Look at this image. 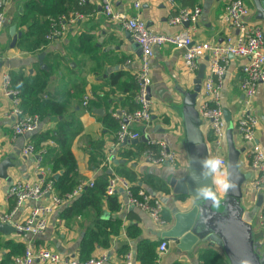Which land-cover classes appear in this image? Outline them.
<instances>
[{"label":"crops","instance_id":"obj_1","mask_svg":"<svg viewBox=\"0 0 264 264\" xmlns=\"http://www.w3.org/2000/svg\"><path fill=\"white\" fill-rule=\"evenodd\" d=\"M134 1H139L138 7L134 6ZM227 1L175 0V3L170 4L168 0H112V7L115 11L128 15H139L152 32L174 33L187 23L171 24L168 22L169 16L182 6L198 5L201 11L193 31V39L221 43L227 37L235 38L239 32L238 28L222 21L221 14ZM245 1L250 8L246 21L259 23L264 29V21L258 17L250 0ZM43 3L44 0L7 2V24L0 31V53L4 61L2 65L14 73L23 74L31 85L39 87L37 95L40 98L62 101L65 113L63 116H40L39 125L34 131L15 135L12 131V118L4 114L10 105V98L0 91V159L9 157L14 164L8 169L11 179L7 181L0 178V217L10 215V219L6 221L0 219V264H8L15 255L23 251L27 243L35 248H48L69 256H104L105 260L101 264H123L122 256L127 250L132 251L136 264H142L136 255L139 249L146 252V259L155 255L156 264H203L199 256L201 249L212 248L218 254L221 264H230L221 245L204 241L199 243L191 239L179 243L175 239L178 226L176 216L186 215L191 210L195 190L202 185L216 189L211 179L202 176L203 170H191L187 146L183 145L185 126L180 107L182 97L175 87L191 89L197 72L184 67V48L172 45L153 47L150 59V120L133 125L139 131L137 141L127 139L115 144V134L121 126L122 113L136 107L135 74L139 64V47L133 46L132 42L135 41L127 29L105 15L100 0H85L79 9L74 8V0H65L57 7V14L48 16V19L60 15L68 17L74 10H79L83 16L74 22H66L65 32L61 37L33 51H27L19 46L21 38L28 37L24 35L17 37L14 46L10 47L12 33L21 31L23 35L27 30V27L17 24L18 16L23 12L28 13L35 20L36 27L44 19L39 10L43 8ZM246 61V57L229 55L220 87V102L223 110L228 111L233 124L234 143L236 147L243 148L239 155V169L249 173L242 185L245 193L243 208L251 207L258 199L260 205L264 200L263 192L251 187L255 170L250 166L248 151L252 142L245 141L235 126L244 110L240 79L241 68ZM200 65H204V77L207 55L199 58L198 66ZM85 96L89 99L87 106L82 104ZM201 99L200 86L196 109ZM246 112L258 119L254 131L255 140L264 144V80L258 82L252 103L246 108ZM200 118L209 155L227 159L226 139L224 138L221 147H217L208 122L203 117ZM65 122L69 123L66 135L69 138V149L75 158L79 182L94 181L102 173L107 175V179L112 174L121 175L129 181L130 186L137 188L136 191H145L163 203L167 219L165 225L158 226L146 211L128 206L126 194L119 187L114 193L119 209L110 211L104 208L105 218H117L121 221L119 230L110 236L107 246L95 244L89 253L81 251V241L86 230L93 224L94 213L90 206L82 205L83 199L74 202L81 197L83 190L53 208L47 228L40 235L32 236L15 227L14 223L22 221L36 201L28 199L14 208V200L8 194L10 183L16 179L37 181L41 178L42 169H47L48 172L44 171V174L49 177L56 176L49 166L37 167L35 155L21 153V146L28 140L38 149L57 147L55 134L60 124ZM149 139L165 141L178 152V160L174 164L149 163L141 154ZM218 195L223 199V194ZM39 201L46 202L47 196ZM11 204L13 206L10 208ZM253 227L255 231L262 230L256 216ZM161 239L167 240L168 248L160 254L157 246ZM261 242L260 251H264V237ZM33 264L41 263L34 260Z\"/></svg>","mask_w":264,"mask_h":264},{"label":"built area","instance_id":"obj_2","mask_svg":"<svg viewBox=\"0 0 264 264\" xmlns=\"http://www.w3.org/2000/svg\"><path fill=\"white\" fill-rule=\"evenodd\" d=\"M9 0H0V31L6 21L5 6ZM82 5L85 0H75ZM170 4L175 0H168ZM102 10L110 19H113L127 29L131 38L138 44L139 64L135 74L137 90L135 93L136 107L129 112L122 113V123L115 134V144L127 139L139 137V131L133 128L135 123H146L151 117V100L149 86L151 83L150 59L155 45H172L184 48L182 54L183 64L189 71L198 69V61L203 55H207V70L202 78V99L197 105L198 113L209 124L213 141L217 147L223 145L225 138L226 121L223 115V107L220 102L221 79L225 73L229 55L243 56L247 58L241 68L240 88L243 93V112L236 121V130L245 141L252 144L248 151L250 166L255 170V176L251 181V187L260 190L264 195V144L255 140L254 131L258 119L246 112V108L252 103L259 81L264 80V29L261 24L247 22L246 16L250 8L245 0H228L221 14L222 21L229 26L238 28L235 38L227 37L224 42L210 43L195 41L193 31L196 27L201 8L198 5L182 6L177 12L169 16L171 24L187 23L184 28L174 33H157L149 30L139 15H128L115 11L112 0H100ZM134 6H139V1H134ZM83 16L79 10L72 11L71 15L54 16L48 19L49 27L44 37L52 41L61 37L66 28V22L71 23ZM0 91L10 98V105L4 114L12 118V131L15 135L26 134L34 131L40 122L38 113L24 111L21 107V94L17 87L11 85L10 69L4 65L0 67ZM88 97L83 98V106H87ZM146 147L141 151L142 156L154 165L174 164L178 158V152L169 147L163 140L149 139ZM23 154L35 155L37 167H42L41 162L45 154V148H36L34 143L25 141L20 149ZM225 161V157H222ZM47 169H42L41 178L37 181L16 179L8 187V194L14 200V208L19 207L24 201L30 199L36 201L26 217L14 225L17 229L29 233L32 236L40 235L47 228L49 215L53 208L81 192L85 185H93L89 182H79L70 192L59 195L54 189L53 178L44 174ZM126 194V204L146 211L151 219L158 225L167 223L164 214V205L156 197L145 191L133 192L129 181L118 174L108 177L105 191L114 194L118 188ZM47 196L46 202L39 201ZM2 221L10 219V215H2ZM256 220L264 231V200L259 205ZM159 253L168 248L166 239H161L158 246ZM123 264H136L133 253L127 250L122 256ZM34 260L41 264H101L104 256L88 257L80 259L77 256H69L58 253L48 248H35L27 243L23 251L12 258L9 264H33Z\"/></svg>","mask_w":264,"mask_h":264},{"label":"water","instance_id":"obj_3","mask_svg":"<svg viewBox=\"0 0 264 264\" xmlns=\"http://www.w3.org/2000/svg\"><path fill=\"white\" fill-rule=\"evenodd\" d=\"M250 2L258 17L264 21V0H250ZM6 24L7 21L4 25ZM21 34V31L12 33L10 47L14 46L17 37ZM132 44L134 47L138 46L136 42ZM3 62V55L0 53V67ZM203 71L204 65L198 66L191 89L175 87L182 97L180 107L185 126L183 145L187 146L190 168L193 171L203 170L200 161L210 157L209 148L200 127L202 120L195 106ZM99 110L102 111V109ZM223 115L226 121V162L229 165L231 180L236 185L235 190H229L224 195L219 207L213 206L210 201H197L186 215H177L178 226L175 239L179 243H185L191 239L199 243L204 241L221 245L230 264H264V251H260L264 231H255L253 227L260 199L249 208L242 207V200L245 197L242 185L248 179L249 173L239 169V155L243 148L236 147L234 143L233 124L228 111L223 110ZM130 141L135 142L137 138ZM13 166L9 157L0 159V178L9 181L11 177L8 175V169Z\"/></svg>","mask_w":264,"mask_h":264},{"label":"trees","instance_id":"obj_4","mask_svg":"<svg viewBox=\"0 0 264 264\" xmlns=\"http://www.w3.org/2000/svg\"><path fill=\"white\" fill-rule=\"evenodd\" d=\"M65 0H44L43 11L39 10L44 15V19L41 23L34 26V21L28 13H22L18 16L17 24L19 26L27 27V30L23 32V35L28 37L21 38L19 46L27 51H33L40 46H45L47 41L44 37L49 27L48 16L57 14V7L63 4ZM75 9H79L80 5L74 0ZM46 16V17H45ZM11 73V85L17 87L21 94V107L24 111L30 113H38L41 117L45 115H61L65 113V104L58 99L52 98H40L37 95L39 87H35L28 82V80L21 73ZM82 91V89L80 90ZM103 98V97H102ZM89 100V99H88ZM88 105V102H87ZM69 123L65 122L60 124L57 134H55V140L57 147H49L46 149L43 155L41 165L49 166L51 171L56 173V176L51 175L54 179V189L59 195L64 194L72 190L78 183V174L75 171V158L68 146V136L66 135ZM107 182V175H98L93 185H86L83 188L81 197L74 202L82 201V205L90 206L94 213L93 224L89 227L81 241V251L89 253L95 244L100 246H107L111 235L118 232L121 221L117 218L110 219L105 218V209L110 211H117L119 209V202L115 194H107L105 186ZM133 192H136L135 187L131 186ZM81 204V203H80ZM13 206L11 204L10 208ZM153 245V244H150ZM125 248V246L123 247ZM137 257L141 260L142 264H156L157 257L151 256L150 259H146V252H142V249L137 250ZM199 256L202 258L203 264H221V260L218 254L212 248H203ZM80 259L88 258L86 254H79ZM12 260L8 262L11 263Z\"/></svg>","mask_w":264,"mask_h":264},{"label":"clouds","instance_id":"obj_5","mask_svg":"<svg viewBox=\"0 0 264 264\" xmlns=\"http://www.w3.org/2000/svg\"><path fill=\"white\" fill-rule=\"evenodd\" d=\"M202 176L205 179H211L212 184L216 186L214 190L211 186L202 185L195 190L193 204L197 201H210L213 206L219 207L222 196L218 193L226 195L229 190H235V183L231 180L229 165L220 156H210L202 161Z\"/></svg>","mask_w":264,"mask_h":264},{"label":"rangeland","instance_id":"obj_6","mask_svg":"<svg viewBox=\"0 0 264 264\" xmlns=\"http://www.w3.org/2000/svg\"><path fill=\"white\" fill-rule=\"evenodd\" d=\"M218 246H220V245H218Z\"/></svg>","mask_w":264,"mask_h":264}]
</instances>
